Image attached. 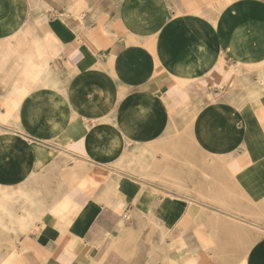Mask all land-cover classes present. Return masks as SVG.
I'll return each mask as SVG.
<instances>
[{
  "label": "crops",
  "instance_id": "1",
  "mask_svg": "<svg viewBox=\"0 0 264 264\" xmlns=\"http://www.w3.org/2000/svg\"><path fill=\"white\" fill-rule=\"evenodd\" d=\"M0 264H264V0H0Z\"/></svg>",
  "mask_w": 264,
  "mask_h": 264
},
{
  "label": "rangeland",
  "instance_id": "2",
  "mask_svg": "<svg viewBox=\"0 0 264 264\" xmlns=\"http://www.w3.org/2000/svg\"><path fill=\"white\" fill-rule=\"evenodd\" d=\"M256 221H259V220H256ZM253 237H254L253 235H250L251 241H252V238H253ZM203 252H204V251H203ZM205 252H206V251H205ZM237 254H238L237 258H241L242 255L245 254V252H237Z\"/></svg>",
  "mask_w": 264,
  "mask_h": 264
},
{
  "label": "bare ground",
  "instance_id": "3",
  "mask_svg": "<svg viewBox=\"0 0 264 264\" xmlns=\"http://www.w3.org/2000/svg\"><path fill=\"white\" fill-rule=\"evenodd\" d=\"M17 60V59H16ZM21 64V63H20ZM34 64V63H33ZM23 65V64H22ZM30 76H31V78H33V76H32V72H31V74H30ZM220 87V86H219ZM196 206V205H195ZM189 207V206H188ZM219 213V212H218ZM211 215L212 216H214L212 213H211ZM225 216V215H224ZM215 218V217H214ZM221 218H223V217H221ZM227 220V219H226ZM212 221H214V220H212ZM210 224H212V223H210ZM212 226H214V225H212ZM243 228H245V227H243ZM242 228V229H243ZM225 229V228H224ZM243 231H244V229H243Z\"/></svg>",
  "mask_w": 264,
  "mask_h": 264
},
{
  "label": "built area",
  "instance_id": "4",
  "mask_svg": "<svg viewBox=\"0 0 264 264\" xmlns=\"http://www.w3.org/2000/svg\"><path fill=\"white\" fill-rule=\"evenodd\" d=\"M122 219H123L124 221H128V217H127V215L124 214V215L122 216Z\"/></svg>",
  "mask_w": 264,
  "mask_h": 264
}]
</instances>
